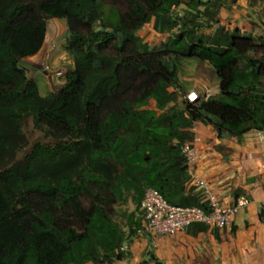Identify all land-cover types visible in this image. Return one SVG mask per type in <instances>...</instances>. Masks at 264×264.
Wrapping results in <instances>:
<instances>
[{"label": "trees", "instance_id": "obj_1", "mask_svg": "<svg viewBox=\"0 0 264 264\" xmlns=\"http://www.w3.org/2000/svg\"><path fill=\"white\" fill-rule=\"evenodd\" d=\"M182 2L127 0L126 11L113 4L111 23L102 0H0V160L24 145L28 117L56 139L0 169V264H118L144 221L123 214L120 226L117 201L132 194L139 206L153 188L170 204L204 206L186 186L181 152L194 123L238 139L264 131V34H200L218 21L222 1L187 0L193 11L174 17ZM55 18L66 21L73 69L58 91L41 96L20 62L41 49ZM152 19L161 33L178 30L156 49L136 35ZM109 46L114 55L104 52ZM180 57L212 67L217 97L178 104ZM149 262L160 264L151 251L140 264Z\"/></svg>", "mask_w": 264, "mask_h": 264}, {"label": "crops", "instance_id": "obj_2", "mask_svg": "<svg viewBox=\"0 0 264 264\" xmlns=\"http://www.w3.org/2000/svg\"><path fill=\"white\" fill-rule=\"evenodd\" d=\"M221 1L218 21L211 22V27L200 30V34H211L219 27L253 36L264 33V25L258 23L256 8L250 6V0ZM176 7L185 10L184 14L193 11L184 2ZM60 22L62 27L63 20ZM145 25L137 36L144 38L151 30L160 33L153 19ZM174 31L166 32L167 38ZM179 79L184 98L190 92L202 98L207 91L209 97L219 95L218 79L205 61L189 59L188 75L179 76ZM151 103L154 107L153 100ZM190 131L194 133L193 139L199 138L194 176L208 183L222 205L232 204L241 196L247 197L249 203L224 228L196 223L175 234L159 236L144 224L145 236L128 244V255L118 264H140L148 258L149 251L160 264H264V222L260 219L264 209V139L259 140L255 130L243 134L240 139L229 134L218 135L211 126L201 122L194 123ZM192 187L199 193L201 202L200 192Z\"/></svg>", "mask_w": 264, "mask_h": 264}, {"label": "rangeland", "instance_id": "obj_3", "mask_svg": "<svg viewBox=\"0 0 264 264\" xmlns=\"http://www.w3.org/2000/svg\"><path fill=\"white\" fill-rule=\"evenodd\" d=\"M105 4L102 5V10L104 11V18L112 23L118 21V13L115 4L119 10L126 11L128 9L127 0H102ZM142 2V0H139ZM184 4L187 0H183ZM255 7L258 9L262 7V4L255 2ZM260 10L264 7L259 8ZM185 10H177V7L172 8L173 16L183 17ZM262 18L264 19V13H262ZM63 20V26L60 27V21ZM262 24V23H261ZM264 25V24H263ZM97 26H95L96 28ZM145 27H147L145 25ZM85 31V30H84ZM178 30L174 31V34ZM200 32V30L198 31ZM261 32V31H260ZM161 33V32H160ZM154 30H151L150 35L145 34L143 40L147 43L149 49H156L160 47L162 40H167L166 33L162 35ZM264 34V33H263ZM258 36V35H255ZM67 38V26L65 19H48L47 20V32L45 41L41 49L33 55L23 58L20 62V66L24 67L26 70V76L33 79L36 83L38 92L41 96H46L51 92L58 91L65 83L66 75L73 69V58L65 49V41ZM105 53L114 55L116 51L112 46H109ZM196 60V58H178L176 63L179 70L180 78L184 75H188V61ZM183 92L178 97V104L181 103L183 99ZM217 97V96H215ZM150 106L153 108V104ZM24 136V145L20 150L14 155L5 156L0 160V169L10 166L12 163L21 161L24 159L25 155L30 153L32 147L39 143L41 145H54L56 139L53 137L52 132H50L45 127L36 126L31 117L26 118L22 127ZM84 204L89 203V199L83 197ZM134 213L136 217L142 218V213L137 206L135 198L131 195H127L125 199L117 201L112 208V214L114 220L123 228L126 229V218L123 214ZM145 228L141 230L136 237L131 241L138 239L140 236H145ZM90 264V263H89Z\"/></svg>", "mask_w": 264, "mask_h": 264}, {"label": "built area", "instance_id": "obj_4", "mask_svg": "<svg viewBox=\"0 0 264 264\" xmlns=\"http://www.w3.org/2000/svg\"><path fill=\"white\" fill-rule=\"evenodd\" d=\"M207 98H209L208 91L203 98L195 92H190L186 95L187 101L191 103ZM257 137L259 140H263L264 131H257ZM198 141L199 138L195 137L193 141L183 143L181 152L184 156L186 173L189 177L186 186L197 188L201 194V203L204 206L173 205L167 202L157 190L146 188L143 192L139 209L146 229L153 231L156 235H172L196 223L208 227H227L230 225L233 216L249 203L247 197L241 196L232 204L222 205L208 183L194 176V167L198 160V148L196 146ZM125 248L123 247L122 249ZM147 264H154V262Z\"/></svg>", "mask_w": 264, "mask_h": 264}]
</instances>
